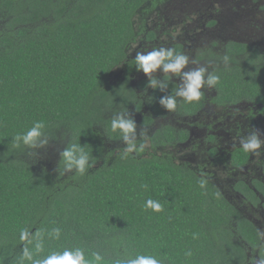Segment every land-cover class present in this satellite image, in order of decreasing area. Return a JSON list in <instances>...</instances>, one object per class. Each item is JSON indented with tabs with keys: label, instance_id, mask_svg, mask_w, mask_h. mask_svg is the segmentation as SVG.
<instances>
[{
	"label": "trees",
	"instance_id": "16d2710c",
	"mask_svg": "<svg viewBox=\"0 0 264 264\" xmlns=\"http://www.w3.org/2000/svg\"><path fill=\"white\" fill-rule=\"evenodd\" d=\"M136 5L0 0V264H32L25 248L34 260L79 248L92 264L137 255L161 264H235L240 255L229 238L232 210L212 184L202 187L171 162L103 151L101 132L120 137L104 97ZM36 121L45 122L50 141L85 144L94 166L83 175L34 166L13 138ZM149 199L163 210L146 207ZM55 228L58 239L50 235Z\"/></svg>",
	"mask_w": 264,
	"mask_h": 264
},
{
	"label": "flooded vegetation",
	"instance_id": "af4514ba",
	"mask_svg": "<svg viewBox=\"0 0 264 264\" xmlns=\"http://www.w3.org/2000/svg\"><path fill=\"white\" fill-rule=\"evenodd\" d=\"M136 1L129 32L121 34L124 48L109 71L112 87L104 100L111 108L105 116L128 111L138 141L141 130L147 132L148 147L132 157L171 162L212 184L232 210L229 238L241 249L232 260L259 264L264 260V154L244 153L239 141L253 130L264 139V0ZM153 47L186 52L196 63L184 71L203 65L219 75V82L203 88L199 101L177 97L175 111L165 110L159 98L174 94L180 78L157 70L158 78L171 76L168 88L145 92L147 77L134 61L136 51ZM101 135L104 153L123 152L121 137Z\"/></svg>",
	"mask_w": 264,
	"mask_h": 264
},
{
	"label": "clouds",
	"instance_id": "9594fccd",
	"mask_svg": "<svg viewBox=\"0 0 264 264\" xmlns=\"http://www.w3.org/2000/svg\"><path fill=\"white\" fill-rule=\"evenodd\" d=\"M223 60L227 64L229 57L225 55ZM134 61L137 71L142 72L147 77L145 92L148 88H151L163 93L168 88L171 76L165 75L163 79L158 78L154 75L157 70H160L163 74H172V76L180 78L174 94L162 95L158 101L159 105L169 112L175 111L177 97L182 98L187 103L197 102L203 95L201 91L203 88H211L220 80L219 75L209 72L208 68L203 65L184 71L190 63H196V61L186 52L171 47H153L147 52L136 51ZM46 127L43 121L34 122L27 131L17 134L13 138V147H23L28 150L30 156L37 155L36 150L45 148L50 143L49 137L46 135ZM110 129L112 132L120 134L124 144L122 158H128L132 153H142L148 147L147 132L141 130L139 136L143 139L138 141L137 124L128 111L117 113L111 119ZM239 143L246 154L257 158L264 154V139L261 138L259 130H253L246 136H242ZM59 160L63 163L65 173L75 169L81 175L93 167L95 162L91 156V151L86 150V145H81L79 142L64 147L59 153ZM90 160H92V163H90ZM200 183L203 187L205 181L201 180ZM146 207L155 212L163 210V205L152 199L146 201ZM60 231L59 228H55L50 235L58 239ZM28 237V230H22L21 239L24 240ZM35 248L37 252L42 251V243H37ZM186 255L191 256V252H187ZM23 258L32 261V264H92L91 261L85 259L84 252L79 248L52 252L43 259L36 260L33 259L32 253L25 248ZM94 259L98 262L101 257L99 254H94ZM115 264H161V261L151 255H137L134 258L117 260ZM259 264H264V260H261Z\"/></svg>",
	"mask_w": 264,
	"mask_h": 264
},
{
	"label": "rangeland",
	"instance_id": "374dc122",
	"mask_svg": "<svg viewBox=\"0 0 264 264\" xmlns=\"http://www.w3.org/2000/svg\"><path fill=\"white\" fill-rule=\"evenodd\" d=\"M62 141L57 140L55 142L50 141L49 145L45 148L38 149L37 155L33 156L32 159L33 165L37 166L39 169H47L52 170L54 172H64V167L62 166L63 170H59L60 167V161H59V153L63 149L61 147ZM61 168V167H60ZM68 173V172H66Z\"/></svg>",
	"mask_w": 264,
	"mask_h": 264
}]
</instances>
